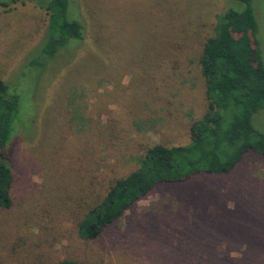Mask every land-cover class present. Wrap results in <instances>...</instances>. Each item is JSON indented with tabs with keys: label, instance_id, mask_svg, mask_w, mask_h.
Wrapping results in <instances>:
<instances>
[{
	"label": "rangeland",
	"instance_id": "1",
	"mask_svg": "<svg viewBox=\"0 0 264 264\" xmlns=\"http://www.w3.org/2000/svg\"><path fill=\"white\" fill-rule=\"evenodd\" d=\"M10 1L0 0V78L23 104L36 99V109L8 150L13 204L0 208V264H264L263 252L249 249L264 234V157L251 153L228 175L157 185L93 240L77 232L84 212L147 147L189 141L191 122L206 109L197 64L203 42L219 13L245 3L159 0L174 22L155 27L154 0H70L84 26L82 51L41 68L28 63L38 56L49 0ZM251 6L264 65V0ZM164 34L184 39L178 56L155 69L147 61ZM140 58L146 64L126 71L128 59ZM252 123L264 132V109Z\"/></svg>",
	"mask_w": 264,
	"mask_h": 264
},
{
	"label": "trees",
	"instance_id": "2",
	"mask_svg": "<svg viewBox=\"0 0 264 264\" xmlns=\"http://www.w3.org/2000/svg\"><path fill=\"white\" fill-rule=\"evenodd\" d=\"M16 1L11 0L10 3ZM238 1L245 3L246 7L243 10L227 9L217 15L214 33L204 40L198 56L197 64L204 78L206 109L199 119L191 122L189 141L171 146L156 143L147 147L139 156L136 168L115 178L103 198L84 212L77 224V232L81 238H97L125 210L134 206L157 185L183 183L196 174L207 177L228 175L243 161L246 154L264 157V132L252 123V116L264 109V65L258 48V25L251 0ZM153 3L155 27L163 19H166V26L174 22L171 14L165 15L167 10L164 2L162 4L161 1L154 0ZM174 6L178 11L177 6ZM161 7L163 14L158 12ZM97 8L100 9V6ZM44 9L47 13L45 34L38 47L36 46L39 49L38 56L28 63L29 66L41 68L51 58L67 54L70 49H73L75 57L82 51L79 43L84 42V26L73 11L70 0H49ZM92 17L98 24L96 12ZM166 36L164 34L161 45L154 48L153 56L147 61L155 69H162L167 59L172 60L178 56L176 45L184 39L174 34ZM101 45H104L103 42ZM86 46L84 49L91 45ZM105 59L108 64L113 65H108L109 70L116 66L111 51ZM134 61H126L131 63L125 67L126 71L134 70L133 67L138 62L146 64L141 58ZM119 65L118 62L117 66ZM97 74L99 73L95 75ZM117 74H123V71ZM118 75L107 77L116 80ZM100 78L104 79L101 72ZM9 86L0 78L1 209H9L13 204V171L8 162L10 144L18 131H24L26 118L33 122V112L36 109V99L31 104L29 101L23 104L22 94ZM249 231V237L256 236V231ZM256 239L259 241L258 246L249 249H259L264 258V234L256 236ZM251 251H246L245 254L253 253ZM54 264L83 263L62 259Z\"/></svg>",
	"mask_w": 264,
	"mask_h": 264
}]
</instances>
